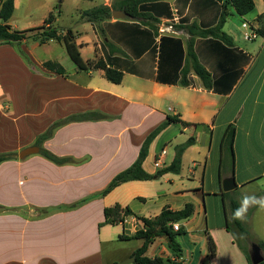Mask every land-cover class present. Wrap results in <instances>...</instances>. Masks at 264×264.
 <instances>
[{
  "label": "crops",
  "instance_id": "0c3cea01",
  "mask_svg": "<svg viewBox=\"0 0 264 264\" xmlns=\"http://www.w3.org/2000/svg\"><path fill=\"white\" fill-rule=\"evenodd\" d=\"M254 1L255 14L241 18L232 12L223 28L233 45L215 38L195 39V52L214 79L212 89L205 88L194 73L188 76V87L180 85L190 35L179 27H215L222 13L216 0L145 1L139 12L146 19L130 17L127 0H75L78 6L88 4L81 15L99 7L112 10L110 20L82 21L96 41H90L86 31L61 28L72 29L85 62L103 58L122 71L121 84L108 81L102 70H79L67 51L39 59L35 50L42 44L35 40L28 51L35 67L15 53L25 71L46 90V97L61 104L65 122L38 146V154L25 159L20 153L37 146L52 119L16 117L13 132H0V155H16L0 163V264H120L132 258L143 241L109 259L103 256L106 243L121 236L135 240L141 229L138 218L155 219L166 208L181 211L188 204L194 206V213L179 222L180 236H186L177 238L182 255L176 256L167 237L156 239L146 255L179 264H248L228 221L232 201L240 204L244 194L264 196V39L256 34L248 46L239 45L242 27L248 29L246 35L261 25L257 18L264 16V0ZM175 11L180 17L175 33L158 37L144 23L160 30L173 20ZM114 12L121 18H114ZM239 19L241 28H235ZM56 22L55 17V27ZM85 49L94 57L84 58ZM47 62L58 63L65 74L46 67ZM91 114L83 121L66 122ZM170 117L189 125L174 122L166 127L151 143L143 168L156 175L173 163L179 146L195 138L182 156L180 174L128 182L103 195L112 180L137 161L147 137ZM232 128L233 156L224 149ZM42 148L66 162L48 160ZM227 179L235 180L234 191L224 192ZM115 205L130 208L134 215L117 226L106 224L105 209ZM260 215L258 224L264 229V211L256 207L249 209L243 225L252 230ZM209 238L216 246L213 258ZM260 240L264 242V237Z\"/></svg>",
  "mask_w": 264,
  "mask_h": 264
},
{
  "label": "trees",
  "instance_id": "16d2710c",
  "mask_svg": "<svg viewBox=\"0 0 264 264\" xmlns=\"http://www.w3.org/2000/svg\"><path fill=\"white\" fill-rule=\"evenodd\" d=\"M145 1H154V0H127L126 10L129 13V16L134 19L144 18L147 16L139 12V8ZM158 1V0H157ZM221 3L222 13L219 19L218 24L210 29H202L199 26L192 24L188 26H181L179 28L185 29L190 35V39L187 42L186 47V59L185 64L181 72L180 85L183 87H188L190 85L188 76L191 73H194L202 81L203 85L207 89H212L214 85V79L210 72L201 64L194 48V42L196 38H215L224 41L228 45H233L232 39L223 32V28L227 23L228 19L231 17V13L237 14L241 18L253 15L256 13V3L254 0H216ZM15 9V0H10L7 3V6L3 12L4 25H0V44L1 45H14L20 44L28 39H34L40 44L44 45L50 42H57L64 45L66 51L68 52L70 58L77 65L79 70H102L105 72V77L108 81L114 84H121L124 78V73L116 68L108 66L107 62L103 58H96L85 62L82 58V55L79 50V46L76 43V36L73 33L72 29L57 28L54 26L55 16L49 15L48 18L44 21V25L38 28L26 30V31H16L12 30L11 26L8 24V21L11 19ZM83 20L90 23H100L105 20H110L112 18V10L107 7H99L93 10H89L83 13ZM153 21L156 22L155 18ZM258 21L261 23L260 27L254 29L258 37L264 39V16H258ZM146 26L152 29L156 35L159 34V29L151 23L144 22ZM38 34L33 35L34 32ZM103 33V32H102ZM46 67L51 68L58 74L64 75V69L54 62L45 63ZM91 115H84L80 117L70 118L66 122L71 121H83L89 118ZM174 122H182L179 118H169L165 123L160 125L155 131H153L146 139L143 144L139 158L137 161L127 170L119 173L110 183L108 188L103 192V195H107L117 187L122 184L132 182V181H150L154 179H159L165 174L173 173L180 174L182 170V156L184 152L195 143V138H190L185 144L181 145L177 149L176 157L173 163L159 171L156 175L148 174L144 168V161L146 160L149 152V148L154 139ZM184 126L189 124L182 122ZM59 127V124L52 126L44 135L38 138L36 145L41 146L47 139H49L55 129ZM235 137L234 128L230 129L224 139V149L226 152H229L233 156V142ZM41 154L48 160L56 163L62 164L66 162L64 159H60L57 156L53 155L45 149H41ZM16 155L5 154L0 155V163L11 160ZM240 204L236 201L231 202V214L228 221V229L234 235L235 240L238 241L239 237L236 236L234 231H238L237 234H240L249 245L255 243L257 244L264 256V242L257 240L256 242L252 241L250 238V230L243 225L242 221L233 219V212L238 208ZM194 213V206L192 204L186 205V207L181 211H172L169 208L163 210V212L155 219L147 218H138L141 229L137 232L134 239L142 240L143 246L137 249L134 253L136 256L135 264H179L170 259H164L162 257L151 258L148 257L147 251L150 245L160 237H167L169 240V246L171 250L180 257L182 255V248L177 241V238L182 235V230L176 232L173 229L174 224L179 223L182 220L189 219ZM134 213L130 208H123L121 205H115L105 209V219L106 224L117 226L123 224L125 220L133 216ZM120 239L125 240L124 236H121ZM239 243V242H238ZM240 247L244 250L250 264V248H243L240 244ZM209 248H210V257L213 258L216 255V246L212 238H209ZM261 264H264L261 263Z\"/></svg>",
  "mask_w": 264,
  "mask_h": 264
},
{
  "label": "rangeland",
  "instance_id": "374dc122",
  "mask_svg": "<svg viewBox=\"0 0 264 264\" xmlns=\"http://www.w3.org/2000/svg\"><path fill=\"white\" fill-rule=\"evenodd\" d=\"M24 1L26 3H24ZM74 1L75 0H17V11L10 19V26L16 31H26L28 29L40 27L45 18L52 14L57 18V28L71 27L78 33L86 31L85 36L90 41H96L95 35L89 29L87 23L82 22L83 14L81 15V12L88 9V4L81 3L78 6V4H73ZM234 27L241 28L240 19L235 22ZM247 31L248 29H244L243 27L240 30L241 35H239V45L242 47H246L252 42H248L244 39V35ZM38 33L39 31H36L33 35ZM34 42V39H30L26 44H0V104L4 105V110H0V132H13L15 128L13 121L16 117L30 121L33 120V118L36 120L50 118L52 119L51 127L59 124V127L56 129L64 125L65 121L61 119V104H59L58 101H51L48 96L46 97L44 94L46 90L42 88V85L37 83V79H33L25 71L21 61L15 56L18 54L22 57L24 63L26 62L25 64L35 67L28 52L31 50ZM63 51H66L64 45L53 42L40 45V47L35 50V54L39 59H53ZM83 54L86 59L94 57V53L88 49H85ZM39 70L40 69L38 68L35 71L36 78H38L37 75ZM5 105L10 106V111ZM192 155H189L184 159V165H188L190 156ZM261 218L263 219L261 215L260 217H257L255 221L256 225L253 226L252 230L249 229L251 232L250 238L254 242L260 240L261 237H264V229L258 224ZM234 232L236 233V236L239 237L238 242L251 249L248 242L241 237L240 234H237L238 231ZM184 237L186 236H180L178 241ZM136 247H138L137 240L125 241L116 238L113 243H106L104 245L103 256L105 259H109L112 256L119 257L123 252L133 250ZM248 264H250L249 260Z\"/></svg>",
  "mask_w": 264,
  "mask_h": 264
},
{
  "label": "water",
  "instance_id": "95a60500",
  "mask_svg": "<svg viewBox=\"0 0 264 264\" xmlns=\"http://www.w3.org/2000/svg\"><path fill=\"white\" fill-rule=\"evenodd\" d=\"M118 12H114L113 16L116 19H120L121 16H117ZM40 152V148L38 146H33L28 149H25L20 153V159H25L31 155L38 154ZM237 185L235 183L234 179H227L224 181L223 184V190L224 192H231L236 189ZM250 260L252 264H261L264 262V256L262 254L261 248L257 244H252L250 249ZM136 262V256H133L132 258L125 260L124 262L120 264H131Z\"/></svg>",
  "mask_w": 264,
  "mask_h": 264
},
{
  "label": "built area",
  "instance_id": "2783aa9c",
  "mask_svg": "<svg viewBox=\"0 0 264 264\" xmlns=\"http://www.w3.org/2000/svg\"><path fill=\"white\" fill-rule=\"evenodd\" d=\"M10 0H0V25H4L5 22H4V18H3V12L7 6V3L9 2ZM16 1V0H15ZM180 22V17L178 16L177 12L175 11L174 12V18L171 22L167 23L163 28H161L159 30V36H163V35H166V34H171V33H175L176 32V27L177 25L179 24ZM257 35L254 31H251L248 32L246 35H245V39L248 40V41H252L254 39H256ZM156 168H159L160 167V163H156L155 164ZM173 229L174 231L178 232L180 231L181 229V226L179 223H176L174 224L173 226Z\"/></svg>",
  "mask_w": 264,
  "mask_h": 264
},
{
  "label": "clouds",
  "instance_id": "9594fccd",
  "mask_svg": "<svg viewBox=\"0 0 264 264\" xmlns=\"http://www.w3.org/2000/svg\"><path fill=\"white\" fill-rule=\"evenodd\" d=\"M256 207L260 211H264V196H257L255 194H244L240 199V206L233 212V219L243 221L246 219L250 208Z\"/></svg>",
  "mask_w": 264,
  "mask_h": 264
}]
</instances>
